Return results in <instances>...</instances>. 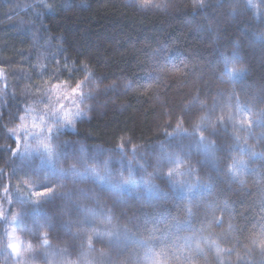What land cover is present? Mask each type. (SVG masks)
Instances as JSON below:
<instances>
[{
	"label": "trees",
	"instance_id": "obj_1",
	"mask_svg": "<svg viewBox=\"0 0 264 264\" xmlns=\"http://www.w3.org/2000/svg\"><path fill=\"white\" fill-rule=\"evenodd\" d=\"M152 2L0 0V264H264V0ZM65 79L88 113L42 172L8 130Z\"/></svg>",
	"mask_w": 264,
	"mask_h": 264
},
{
	"label": "snow or ice",
	"instance_id": "obj_2",
	"mask_svg": "<svg viewBox=\"0 0 264 264\" xmlns=\"http://www.w3.org/2000/svg\"><path fill=\"white\" fill-rule=\"evenodd\" d=\"M140 6L142 8L150 7V6H153V2L152 0H140ZM73 64H75V62H73ZM226 68H227L226 78L230 81L233 80L234 77H236L237 75L239 76L244 75L243 72H238L234 67H228L227 61H226ZM75 70L76 69L74 67L73 71ZM69 76H71V73H69ZM67 85H68V80L66 79L60 80L57 83L52 84L51 90L53 93H55L56 90L61 89L62 86H67ZM83 87L84 86L82 85L81 82H77L75 84V87H72L70 90H66L62 96L61 95L56 96L55 105L45 106V111L51 113L50 121L49 119H45V117L42 116L39 118V121H40L39 125H37V118L33 117L32 118L33 128L36 129L38 127V131H34V130L30 131L26 125L15 128V129H9L8 130L9 135L11 137H15L14 143L16 144L15 149H9V150L12 151L13 154L15 155L19 151L20 139L22 137L26 139L29 136H31L33 139L36 140V143H37V148L35 149V151L37 152L43 151V153L47 156L49 162L51 163L54 157V149L51 145L53 133L54 132L58 133L62 128H65V127L74 128L76 118H83L87 116L88 110L82 108L81 105L84 104V102L90 98V95L85 94V92L83 91ZM61 100L65 102L61 103L60 102ZM228 107L231 108V105H229ZM73 109H75V111H73ZM29 111L30 109H26V113ZM237 113L238 115L243 116V111L238 102H237ZM24 119L25 117H20V120L22 122L24 121ZM228 119L231 121L234 118L231 115H229ZM219 122L222 123L223 118H221ZM236 122L239 123L241 127H243L244 124H248V126L251 127V123H252L246 116H243V119H239ZM197 130H199V128ZM177 134L178 135H188V133L179 132V128L177 129ZM198 142L201 145L203 151L205 152L210 151L211 146L205 143L203 137H200ZM25 152H27L28 155H31L32 153V151H29L28 145L25 146ZM243 152H244V149L242 148L241 153ZM133 154H135V152ZM167 158L169 159L170 163L175 164V168L169 170L168 176L170 179L173 176V174H175L176 177L178 176L182 177L187 174L186 172L180 171L181 167L183 166V162L181 159L179 158L173 159L171 156ZM229 171L232 174V176L235 178V176L239 172L236 162H234L230 166ZM133 172H134V169H132L131 164H130L129 165L130 175L133 174ZM99 179L102 182L104 178L99 177ZM173 183L175 184L176 181H173ZM51 191H52L51 189H45V190L37 191L33 193V195L39 198V197L48 195ZM189 191L191 192L193 191V189L190 188ZM13 220H14V226H15V218H13ZM45 237H46V234H45ZM8 240H9L8 249H9L10 254H12L13 256L19 255L21 252L22 241H20L15 236L14 231L12 233H9ZM47 243L48 241L45 238L44 244H47ZM28 247H31V245L29 244Z\"/></svg>",
	"mask_w": 264,
	"mask_h": 264
},
{
	"label": "rangeland",
	"instance_id": "obj_3",
	"mask_svg": "<svg viewBox=\"0 0 264 264\" xmlns=\"http://www.w3.org/2000/svg\"><path fill=\"white\" fill-rule=\"evenodd\" d=\"M72 87L75 86H71V85H67V86H62L61 89H58L55 91V93L52 92V90H50L48 92V95L46 97V99L44 101H42L40 104H35L33 106H31L30 111L29 112H25L24 116L25 119L21 124L19 125V127L22 126H27V128L30 131H38V127L36 129L33 128V123H32V118L36 117L37 118V125H39L40 121L39 118L40 117H45V119H51V113L50 112H46L45 111V106L46 105H55L56 104V96L57 95H63L64 92L66 90H70ZM61 103H64L65 101L61 100ZM81 107L83 108V104L81 105ZM98 107V106H97ZM96 107V108H97ZM73 111H75V109H73ZM80 119V118H76V121ZM75 121V122H76ZM73 128L70 127H65L62 128L60 131H67V130H72ZM56 133V132H54ZM22 141V147H21V152H20V157L21 159L28 164H32V166L34 168H36L37 170H40L42 172H45L47 170L52 171L55 166L57 165L56 161H55V157H53L51 163L49 162L47 156L43 153V151L37 152L35 151V149L37 148V143L36 140L33 139L31 136H29L28 138H21ZM28 145L29 146V151H32L31 155H28L27 152H25V146ZM89 166L93 167L92 170L94 169L95 172L100 176V175H104L105 177H109L108 172L105 168V165L102 163H99L96 158H94L92 161L89 162ZM126 166V165H125ZM127 169L124 171L126 172ZM17 226H14V229H16ZM15 232V236L18 238V232ZM20 240V238H18ZM23 247V244H22ZM22 247H21V252H22ZM28 263L30 264H48L45 259H43L42 257L40 258H34L32 260H30Z\"/></svg>",
	"mask_w": 264,
	"mask_h": 264
}]
</instances>
